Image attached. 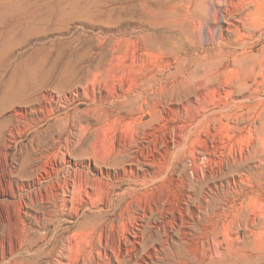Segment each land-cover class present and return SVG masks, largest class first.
<instances>
[{
    "label": "rangeland",
    "instance_id": "rangeland-1",
    "mask_svg": "<svg viewBox=\"0 0 264 264\" xmlns=\"http://www.w3.org/2000/svg\"><path fill=\"white\" fill-rule=\"evenodd\" d=\"M181 1L0 0V264H264V115L221 126Z\"/></svg>",
    "mask_w": 264,
    "mask_h": 264
},
{
    "label": "bare ground",
    "instance_id": "bare-ground-1",
    "mask_svg": "<svg viewBox=\"0 0 264 264\" xmlns=\"http://www.w3.org/2000/svg\"><path fill=\"white\" fill-rule=\"evenodd\" d=\"M196 1L161 4L158 10L161 14L169 13L172 16L177 15L179 20H187L194 15ZM219 4L223 7V12L217 43L223 48L207 63L202 79L207 84L221 87L220 94L226 98L216 104V113L221 115L219 122L222 127L229 126L230 120L235 119V126L230 128L236 131L240 120H245L244 117L257 108L250 100H255V105L261 106V115H264V99L258 96L264 85V52L253 57L249 63L245 59L247 49H251L249 44L264 40V0H220ZM217 11L220 12V9ZM229 65L231 69L228 68ZM226 68L228 69L225 70ZM234 97L244 98L233 101ZM234 116L236 117L233 118ZM224 119L227 123L223 122ZM249 128L250 132L264 133V119L260 127L250 125ZM241 219L247 229L256 226L255 220L246 215H241ZM254 241L255 247L264 243L256 236Z\"/></svg>",
    "mask_w": 264,
    "mask_h": 264
}]
</instances>
